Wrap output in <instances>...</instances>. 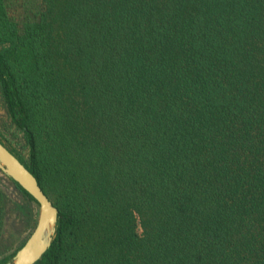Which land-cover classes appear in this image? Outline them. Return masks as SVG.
<instances>
[{
    "label": "trees",
    "instance_id": "1",
    "mask_svg": "<svg viewBox=\"0 0 264 264\" xmlns=\"http://www.w3.org/2000/svg\"><path fill=\"white\" fill-rule=\"evenodd\" d=\"M36 5L0 0V141L59 209L36 264H264V0Z\"/></svg>",
    "mask_w": 264,
    "mask_h": 264
},
{
    "label": "rangeland",
    "instance_id": "2",
    "mask_svg": "<svg viewBox=\"0 0 264 264\" xmlns=\"http://www.w3.org/2000/svg\"><path fill=\"white\" fill-rule=\"evenodd\" d=\"M9 1L11 3L12 15L17 20H22L24 17H31L30 15L34 14L35 8L37 7L36 4L38 2V0ZM9 122V115L0 89V129L3 133H7L8 137L12 138V140L19 141L18 139L21 137V134H14V129L11 127ZM14 146L18 147V150L21 151V146H17V144ZM15 154L24 161L27 157L26 153H23L21 156L17 150L15 151ZM15 183L16 181H14L0 168V187L9 196L7 210L0 212V221L3 223L1 237L6 253L8 254L15 251L17 252L18 249L22 247L21 245L28 240L38 223L41 209L40 204L37 201L25 199L18 191ZM14 255H12L10 259Z\"/></svg>",
    "mask_w": 264,
    "mask_h": 264
},
{
    "label": "water",
    "instance_id": "3",
    "mask_svg": "<svg viewBox=\"0 0 264 264\" xmlns=\"http://www.w3.org/2000/svg\"><path fill=\"white\" fill-rule=\"evenodd\" d=\"M0 168L40 204L38 223L25 244L4 264H36L51 246L57 230L59 209L45 193L26 164L0 141Z\"/></svg>",
    "mask_w": 264,
    "mask_h": 264
}]
</instances>
